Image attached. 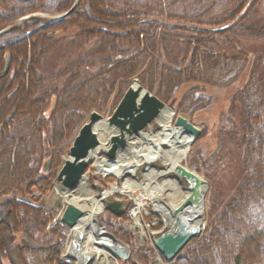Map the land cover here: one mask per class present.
I'll use <instances>...</instances> for the list:
<instances>
[{"label":"trees","instance_id":"obj_1","mask_svg":"<svg viewBox=\"0 0 264 264\" xmlns=\"http://www.w3.org/2000/svg\"><path fill=\"white\" fill-rule=\"evenodd\" d=\"M75 1L0 0V31L8 29L0 36V74L10 61L8 75L0 79V264H71L62 259L68 229L53 224L59 205L50 193L62 156L93 111L113 113L135 78L169 104L183 84L230 88L248 68L247 85L232 102L234 112L242 108L243 182L209 216L201 238L172 264H264L262 58L253 60L241 45L264 37V27L258 29L262 0H80L62 20L33 18L17 26L36 13H64ZM247 7L227 31L209 32ZM69 38L79 46L92 42L106 53L98 59L101 66L86 56L46 76L47 56ZM225 39L230 45L222 48ZM156 43L163 45L167 64L156 57ZM180 43L186 58L179 63L170 46ZM50 79L66 85L51 90ZM208 103L193 90L182 98L178 112L193 114ZM104 215L100 226L131 248V259L120 264L155 260L153 252L139 246L127 213Z\"/></svg>","mask_w":264,"mask_h":264},{"label":"rangeland","instance_id":"obj_2","mask_svg":"<svg viewBox=\"0 0 264 264\" xmlns=\"http://www.w3.org/2000/svg\"><path fill=\"white\" fill-rule=\"evenodd\" d=\"M40 17L45 19L49 18L45 14ZM258 20L260 21L258 29L264 27V0H262L261 2ZM23 24L24 22H19L17 23V26H23ZM68 34L69 33L65 32L61 35V37H64ZM79 44V42L69 38L56 50L52 51L45 60V75L51 77L52 75L61 72L70 62L78 60L79 58H84L86 56L92 58L93 60H96L98 64L97 67H100L101 62L98 59L105 57L106 53L98 52L97 48L93 46L92 42L85 43L82 46H79ZM227 45H230L227 39L221 41L222 48H226ZM241 45L251 53V55L253 56V60L256 61L257 58H262L260 70L262 72L264 81V37L252 41L243 40L241 41ZM170 48L172 50L171 52H173L174 57L179 63L186 58V48L183 43L171 44ZM156 53L157 54L155 55L160 63H168L167 56L161 43H156ZM137 79L139 80V78ZM247 80H249V68L245 71L243 77L238 81V83L230 88H217L198 83H186L176 90L174 99L171 103L167 104L175 111L173 119L174 123L176 122L178 116H183L190 120L196 126L203 128L201 135L191 147L183 164L204 177L207 183V191L205 193V220L207 228L209 216L223 207V205L230 199V197L233 196L234 193L238 190L244 179L242 168L243 156L239 142L240 129L242 124V118L240 116L242 108L234 112L232 108V102H234V100L236 99V95L246 87V82H248ZM133 82L134 80L132 81V84ZM139 84H141L140 80ZM65 85L66 82H60L59 79H50L48 82V87L51 90L56 87H62ZM193 90L197 92L198 97L200 96L205 100H210V103H208V105H206L205 107L198 109L193 114L178 112V107L182 98L187 93ZM153 94L155 95V93ZM259 95L261 96V100H259V103L262 110H264V87L260 90ZM240 104L241 103H239V106ZM102 115L107 118L111 116L112 113L107 112ZM150 126H152L155 130H157L159 127L157 121H154ZM147 130H149V127L146 129V131ZM137 138H139V136L132 137L130 142L133 143V140ZM68 152L69 150H67L65 155L62 156V160L68 158ZM39 154L40 153L37 151L35 153V158H39ZM102 158L107 159L104 154H102ZM87 173L89 183L93 187L97 196L98 194L95 188L96 183L104 186L103 182H105L110 185L106 186V190H110L111 186H114L116 183H118V187L120 189L124 188L122 182L116 177H107V179L104 180V176L97 175L95 162L93 161L91 162ZM128 178L129 181H131L129 189H131V191L133 192V197H129V194H127V197H123L121 195H119L118 197L121 198L124 203H126L127 208L132 204L133 205L130 208H133L136 206L137 202H139L140 199H143L142 195L144 194V191L141 188H138V185L140 182L145 183L146 181L143 177L142 170L140 169L135 177L129 176ZM55 183L57 184V180L54 181V184ZM56 184L54 186L55 188L57 186ZM79 187L80 185L75 189L68 191L69 198L75 196ZM144 201L148 206L149 214L147 215L144 212L142 213L143 229L137 230L136 237L140 247H143L148 252H153L155 254V260L151 263L155 264L160 253L158 249L153 247L154 244L152 235L160 234L161 232L165 231L166 224L165 220L163 218H160L159 216L157 217V220L155 219V202L147 198H145ZM56 202H58L57 204H62V201ZM165 202L168 203V205H171L178 202V199L173 200L167 198ZM102 217H105L104 213L99 215V220ZM154 219L156 220V222H154ZM55 221L58 222L57 217ZM68 232L71 234V229ZM141 237H143L144 240H141ZM200 238L201 237L186 245L181 253L174 259V261L191 244L198 241V239ZM68 243L69 239H67L66 247ZM162 257L165 261H167L164 256ZM64 260L66 262L74 264V262L69 258L65 257ZM173 262H167V264H172ZM117 264H120L119 260L117 261Z\"/></svg>","mask_w":264,"mask_h":264},{"label":"bare ground","instance_id":"obj_3","mask_svg":"<svg viewBox=\"0 0 264 264\" xmlns=\"http://www.w3.org/2000/svg\"><path fill=\"white\" fill-rule=\"evenodd\" d=\"M173 119L174 113L166 108L157 118L158 129L149 126V130L142 132L133 143L130 142L127 150L121 152L115 161L102 158V154L107 152L106 142L110 136L106 122L96 125L95 131L101 141V147L91 154L96 174L114 176L122 182L124 188L120 189L117 183L97 196L87 176L80 183L75 196L65 199V202L74 203L85 214L72 229L65 249L64 256L74 264H117V259L102 247L107 239L105 232L99 229L98 217L103 211L104 200L111 195L119 193L133 197L128 177H135L139 169L146 181L138 185L144 191L142 197L155 202V212L162 215L166 224L165 231L152 235L153 247L160 253L155 264L173 262L186 245L204 234L207 224L201 217V210L196 208L192 214L183 215L180 223L173 216V211L187 197L193 184L182 179L176 172V167L185 161L191 135L182 126H176ZM58 190L63 195L68 194L60 186ZM167 198L178 199V202L168 205L165 202ZM143 208L142 202L135 211V222L142 228L139 216Z\"/></svg>","mask_w":264,"mask_h":264},{"label":"water","instance_id":"obj_4","mask_svg":"<svg viewBox=\"0 0 264 264\" xmlns=\"http://www.w3.org/2000/svg\"><path fill=\"white\" fill-rule=\"evenodd\" d=\"M80 0H76L70 10L62 14L52 17L55 22L62 20L71 15L77 8ZM250 4L248 5V7ZM245 8L232 22L229 24L209 30L210 33L219 34L227 31L233 27L243 17ZM42 15H30L23 20L33 19ZM48 17V16H47ZM8 29L0 31V36L5 34ZM10 71V61L6 64L5 71L0 74V79L8 75ZM168 108L174 115L175 111L169 107L165 102L160 100L156 95L139 84L138 79H135L133 84L127 90L113 114L109 117H104L102 114L94 111L79 130L74 139L71 148L69 149V156L63 160V165L57 174V182L62 191L68 193L80 185L84 175L91 163V154L96 152L101 147V141L98 137L95 127L98 123L105 121L109 130L110 136L107 145V152L104 154L111 161H115L119 154L126 150L132 137L139 136L144 132L157 118ZM176 126H182L190 135L191 139L186 153V157L191 147L201 135L203 128L193 124L190 120L183 116H178L175 122ZM185 157V160H186ZM51 161L49 160L44 168V171L49 170ZM178 176L187 182H193L188 190L187 197L177 206L173 211V216L177 223L181 222L183 215H190L196 208L201 210V217L205 221V193L207 191V183L201 175L196 171L189 169L186 165H178L176 167ZM99 194L103 192L102 186H97ZM52 199L63 202L59 209L58 218L60 223L70 229H73L81 219L84 218V212L74 203H67L64 201L68 198L59 192L58 186L51 193ZM4 203V198L0 197V205ZM103 210L109 211L115 216L121 217L125 214L123 203L120 201L104 200ZM58 222H55L57 224ZM99 221L97 222V224ZM54 224V225H55ZM106 234V241L103 246L116 259L123 262L129 261L131 258V248L128 244L118 240L105 227H100Z\"/></svg>","mask_w":264,"mask_h":264},{"label":"built area","instance_id":"obj_5","mask_svg":"<svg viewBox=\"0 0 264 264\" xmlns=\"http://www.w3.org/2000/svg\"><path fill=\"white\" fill-rule=\"evenodd\" d=\"M142 202L144 203V208L141 210V213H140V216H139V222H141V219H142V213H143V212H145V213L147 212V211H146V208H145L146 204H145L144 200H143V199H140L139 202H137L136 206L133 207V208H131V209L129 210V215H130V217H131L132 220H133V227H134V228H139V226H137V223L135 222V218H136L135 211H136L138 205H140V203H142Z\"/></svg>","mask_w":264,"mask_h":264}]
</instances>
